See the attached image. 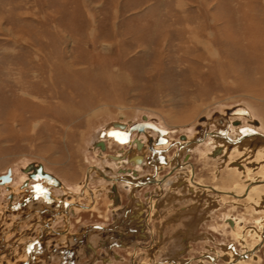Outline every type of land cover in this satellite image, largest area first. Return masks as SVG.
Masks as SVG:
<instances>
[{
    "label": "rangeland",
    "instance_id": "obj_1",
    "mask_svg": "<svg viewBox=\"0 0 264 264\" xmlns=\"http://www.w3.org/2000/svg\"><path fill=\"white\" fill-rule=\"evenodd\" d=\"M236 106L247 109L237 114L242 122L264 133V0H0V173L37 161L73 191L89 164L110 176L142 177L154 168L122 159L129 145L107 138L99 147L113 122L148 117L174 130L175 141ZM216 123L207 128L217 131ZM211 149H162L170 159L178 150L185 171L168 174L174 159L162 167L164 193L146 222L155 184L103 186L94 176L95 208L71 213L78 236L48 238L37 264H229L225 257L257 241L249 227L259 226V210L189 184V164L206 185L244 184ZM116 194L122 202L109 209ZM255 252L237 264H264L261 245Z\"/></svg>",
    "mask_w": 264,
    "mask_h": 264
},
{
    "label": "flooded vegetation",
    "instance_id": "obj_2",
    "mask_svg": "<svg viewBox=\"0 0 264 264\" xmlns=\"http://www.w3.org/2000/svg\"><path fill=\"white\" fill-rule=\"evenodd\" d=\"M226 114L225 116L224 113L217 112L214 117L205 118L206 125L200 124L201 127L199 129L201 128V130L196 132L195 137L188 138L181 136L180 140L175 141L171 138L174 130L163 128L158 122L148 117H143L142 120L134 121L130 125L125 124L124 120L113 122L111 128L105 129L101 133L102 140L98 143L99 147L102 150L106 149L104 140L107 138L112 139L114 143L121 145V147L129 145L122 159L130 161L136 166L148 163L154 168L151 174L142 177L130 174L110 176L101 168L89 164L83 168L80 178L82 179L81 182L78 183L76 180L73 182L74 184L71 183L73 185L78 183L77 190L73 191L66 187L64 183V181H67L66 179L60 178L59 175H56L37 161L25 163L23 166L27 165L23 168L17 167L13 169L12 167H7L4 172L0 173V176H3L5 180L9 177L8 180L0 183V264H37L45 255L37 256L35 253L39 252L40 247L46 252L45 241L48 238H73L78 236L72 230L71 213L74 211L81 213L82 211L95 208L98 193L97 190L90 187L94 176L98 177V182L103 186L107 185V182H123L130 187L141 189L145 186L155 184L159 192L151 195L149 198L150 214L149 217L146 215L143 219L146 222L157 211V200L160 198L159 194L164 193L166 177L159 175L162 167L168 165L170 160L174 159L175 164L170 166V172L168 174L171 175L174 172L180 174V172L185 171V162L182 163L180 161L178 150L175 156L170 159L163 153L162 149L166 147L170 148L173 144L181 147L187 144L199 146L205 143L212 145L211 151L214 149L213 153L210 151L211 156H225L224 159L226 162L232 149L237 148L236 152L240 153L237 157L229 160L228 163L233 164V168L239 172L241 179L243 178V181L240 179L241 183L244 184L240 183L241 186L239 187L238 183L237 187L231 190L219 188L214 185H206L196 180L194 169L190 164L187 170L189 174L188 182L192 187L200 190L210 188L215 193H219L217 195L231 197L239 201H246L252 205V208H256L257 211L259 210V216L257 218L259 226L249 227L255 232L254 235L257 237V241L250 247L246 246V250L250 252V259L255 257L257 253L255 252L257 249L255 247L258 243L261 245V249H264V156L262 155L260 158L256 157V151L262 147L258 146L255 137H251L250 139L242 137L241 139L240 136L254 131L248 128L252 125L255 130H259V125L252 124L253 121L250 123L249 119L246 123L242 122L240 117L237 116V114H242V112L237 108L231 109ZM119 116L124 119L123 115L119 114ZM149 120L158 129L163 130V132L160 134L158 130L146 124L141 126L140 129L134 126L138 123H146ZM214 120L217 121L218 130L212 132V130L207 128V124ZM244 124L248 126L245 129L243 128ZM111 131L127 132L128 137L126 141H119L115 136L109 134ZM223 131H225V134ZM214 132H217V134H213ZM152 133L154 134L153 137L151 136ZM144 138H146V141ZM246 139H249L248 147L243 149ZM229 144H231L230 148L228 146ZM146 149L149 150V155L145 156L142 153ZM113 158L116 161L120 160V156L118 155L113 156ZM177 169L180 170L176 171ZM62 190L67 193L72 192V197L62 196L59 193ZM206 191L208 192L209 190ZM130 194L131 199H133L134 194L132 192ZM85 199L88 200L87 203L84 202ZM121 202L120 194L112 196L108 203L109 209L114 210V208H118ZM240 225L241 221L238 222V226ZM244 227L243 232L247 229ZM158 247V245L151 246L149 252L153 253ZM241 255L236 256L231 253L229 257H225L224 259L226 263L237 264L240 261H245L240 260ZM36 258L38 259L36 260ZM154 261L157 262L156 260ZM172 263V260H169L168 263L165 262L163 264ZM173 264L186 263H179L176 260Z\"/></svg>",
    "mask_w": 264,
    "mask_h": 264
},
{
    "label": "water",
    "instance_id": "obj_3",
    "mask_svg": "<svg viewBox=\"0 0 264 264\" xmlns=\"http://www.w3.org/2000/svg\"><path fill=\"white\" fill-rule=\"evenodd\" d=\"M239 109V111L240 112H242V114H245V115H247L248 114V112H247V109L245 108V107H243V106H236V107H234V108H232V109ZM229 111H231V109L230 110H227V112H229ZM149 125V126H151L152 128H154L155 130H158V132L161 134L162 132H163V130H160V129H158L155 125H153L152 123H151V121L149 120V121H147L146 123H138L137 125H134L135 126V128H141V126H143V125ZM133 126V127H134ZM132 128V127H131ZM250 130V129H249ZM254 130V133L256 134V135H259V136H262V138L264 139V133H262V132H260V131H258V130H255V129H253ZM109 134H111V135H113V136H115L116 138H117V140H119V141H126V139H127V137H128V133L127 132H119V131H111V132H109ZM120 136V138H118L119 136ZM246 135H248V134H245V135H243V136H246ZM123 136H124V139H123ZM243 136H240V137H243ZM41 168V167H40ZM9 179V177L8 178H6V180H8ZM5 179H4V177L3 176H0V183H3L4 181H6ZM260 245V244H259ZM259 245H257V246H259ZM249 253L250 252H248V251H246V252H244L242 255L243 256H248L249 255ZM245 256V257H246Z\"/></svg>",
    "mask_w": 264,
    "mask_h": 264
},
{
    "label": "bare ground",
    "instance_id": "obj_4",
    "mask_svg": "<svg viewBox=\"0 0 264 264\" xmlns=\"http://www.w3.org/2000/svg\"><path fill=\"white\" fill-rule=\"evenodd\" d=\"M219 124V123H218ZM231 132V130H230ZM223 133L225 134V131H223ZM213 134H217V132H214ZM244 137H247V138H256L257 139V143H258V146L259 147H262V148H259L257 151H256V157L260 158L262 155L264 156V139L262 138V136H259V135H256L254 133V131H251L248 135L246 136H243ZM242 139V137H241ZM249 139H246L244 145H243V149H246L248 147V142H249ZM206 144V143H205ZM239 150V149H238ZM237 151V148H234L232 149V151L230 152V154L228 155V159H227V162H229V160H231L233 158V154L234 152ZM240 152H237V155L239 154ZM237 157V156H236ZM260 246V245H259ZM257 248V246L255 247V249Z\"/></svg>",
    "mask_w": 264,
    "mask_h": 264
}]
</instances>
